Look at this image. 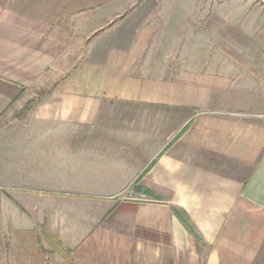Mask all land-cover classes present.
<instances>
[{"label": "crops", "instance_id": "crops-1", "mask_svg": "<svg viewBox=\"0 0 264 264\" xmlns=\"http://www.w3.org/2000/svg\"><path fill=\"white\" fill-rule=\"evenodd\" d=\"M164 2L0 0V119L64 129L51 209L78 264H264V108L243 106L264 84ZM12 154L2 189L19 186Z\"/></svg>", "mask_w": 264, "mask_h": 264}, {"label": "rangeland", "instance_id": "rangeland-1", "mask_svg": "<svg viewBox=\"0 0 264 264\" xmlns=\"http://www.w3.org/2000/svg\"><path fill=\"white\" fill-rule=\"evenodd\" d=\"M164 4L166 10L178 9L187 17L181 20H187L186 26L195 30L198 41H204V34L209 37L212 58L234 61L245 77L264 84V0H165ZM243 96L244 107L264 108V88L248 86ZM10 113L0 119L4 122L0 126V150L11 149V158L18 162L22 175L19 186L0 187V197L3 190L5 193L4 202L0 200V264H78L72 255L81 253L83 241L63 242L55 233L61 231L53 217L56 208L51 209L58 205V192L64 191V173L58 170L64 129L54 124L44 130L48 126L35 125L31 120L17 122L13 118L22 114L21 108L7 120ZM45 132L48 135L44 139ZM6 138L10 146L1 145ZM45 156L52 157V176L34 177L35 171L38 174L44 169ZM67 236L83 238L84 234Z\"/></svg>", "mask_w": 264, "mask_h": 264}, {"label": "trees", "instance_id": "trees-1", "mask_svg": "<svg viewBox=\"0 0 264 264\" xmlns=\"http://www.w3.org/2000/svg\"><path fill=\"white\" fill-rule=\"evenodd\" d=\"M34 99H31L30 102H32ZM28 111V107L23 109V112H27ZM174 212L177 214V216L181 219V221L184 223V225L186 226V228L196 237V239L198 241H200V236L197 233L195 227L193 226L192 222L190 221V218L188 217V215L186 214L185 211L180 210L176 207H174ZM107 216V215H106Z\"/></svg>", "mask_w": 264, "mask_h": 264}]
</instances>
